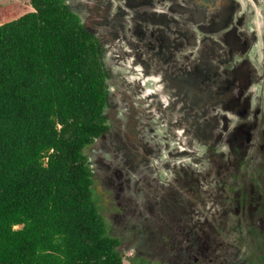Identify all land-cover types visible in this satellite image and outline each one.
Segmentation results:
<instances>
[{"label":"trees","instance_id":"obj_1","mask_svg":"<svg viewBox=\"0 0 264 264\" xmlns=\"http://www.w3.org/2000/svg\"><path fill=\"white\" fill-rule=\"evenodd\" d=\"M30 2L0 24V264H125L87 153L113 126L107 48L67 0Z\"/></svg>","mask_w":264,"mask_h":264},{"label":"flooded vegetation","instance_id":"obj_2","mask_svg":"<svg viewBox=\"0 0 264 264\" xmlns=\"http://www.w3.org/2000/svg\"><path fill=\"white\" fill-rule=\"evenodd\" d=\"M67 1L72 8L82 9L80 0ZM141 1L124 0L118 4L124 7L127 4L138 5ZM145 1L143 5H148V0ZM167 1L172 2L171 8L180 5L179 0ZM185 1L190 2V0ZM210 1L217 3L218 8L209 11L204 19L202 14L198 15L197 18L200 22L197 24V27H199L197 31H200L205 38L214 35V33H226L225 35L229 41L223 39V36L222 39L227 41V53L219 50L210 52L211 57L218 58L219 63L225 65L224 73L226 76L221 79L222 85L218 88V91H211V95L208 91V96H205L201 88L197 91L190 87L186 90L187 92L182 91L181 95L185 98V102H180L179 112L182 111L183 107L188 108L186 113L188 116L185 114L181 117L180 112L176 125L184 126L182 121H185L191 126L198 127L199 129L191 131L207 143L206 151L207 157H209L207 163L210 167L203 168L206 171L200 172L202 174L195 173L196 177L186 173L185 175H189L197 186L199 182L203 185V180L207 181V185L210 184V187L205 190L207 193L205 197H220L223 199L220 202L218 201L221 206L218 210L219 213L213 211V214H226L227 218L225 219L228 220V224H232L229 238L242 236V240H239V242H245L250 247H247L242 255L240 248L233 255L226 253L225 256H220L214 250L203 254L198 249L195 253L190 252V255H188L193 259L194 264H217L214 258H220V260H217L218 264H234L233 260L237 256L239 258L236 259L235 264H264V0ZM225 1L229 6H232V9H227L226 12L223 11L224 7L220 5L221 2L224 3ZM153 3L161 5V0H153ZM159 13H163V11L156 12V14L157 18L164 24L159 22L158 26L155 25V27L162 30L164 25L167 26L168 21L165 22L161 16L162 14ZM208 19H212L213 22L207 23ZM232 20L233 22L229 23ZM222 29L224 32L221 31ZM178 33L181 34V32ZM188 35L190 43L192 45L196 44L195 32L190 31ZM161 40L162 35L158 40L151 39L143 45V51H146L147 56L148 52L155 56L153 61L158 59L156 51L160 47ZM177 44L180 43L175 41L174 45ZM237 56H240V58ZM204 57L206 59H203L201 63L196 56V60L190 58L194 60L191 74L198 75L200 83L204 79V77L201 79L203 69L210 71L212 67L210 63H207L208 57ZM235 58L238 59L235 60ZM252 61L256 64L254 67ZM238 80L241 81L237 85ZM252 84L259 85L261 89L256 91L257 89L253 88V91H251ZM160 85H163L164 88L159 91L154 87V90L158 92L154 91L155 93L152 95H155L154 98L158 96L163 101L164 106L156 99H154V102L147 103L152 101L148 100L142 104L143 106L141 105L140 110L143 114H149L147 115L149 116L148 121L145 120L139 123L142 125L143 133L146 131L153 134L155 128L151 122H157L161 118L163 121L166 120L163 114L166 112L172 114L170 110L176 109L174 106L171 107L172 109L165 106L167 101L166 80H163ZM202 85H206L205 81L202 82ZM149 94L151 93L149 92ZM207 105L208 109L206 110ZM111 107L112 104L108 110H111ZM116 123L118 124L117 120ZM118 127L117 125V129L113 130L111 126L87 149V153L91 158L94 156L100 160V163L94 166V182L108 184L111 188L112 197H117L116 194L119 195L118 197H123L122 193H118L116 186L119 185V192H123L127 181V179L123 182L120 181L122 175L127 173L124 165L117 166L113 164V162L116 163V160L113 157L112 143L119 140L124 141L119 134ZM252 148L257 150L254 162L251 158H247V152ZM216 152L218 153L215 154ZM101 154H106V157L111 155L113 157L112 162L107 163L110 160L105 161L104 155ZM196 166H198V162H196ZM214 174L217 176H214ZM210 180H214V185ZM138 190L137 187L136 192ZM143 190L149 191L145 188ZM184 192L188 193V189ZM210 209L207 207L208 211ZM233 249L236 250L235 247Z\"/></svg>","mask_w":264,"mask_h":264},{"label":"rangeland","instance_id":"obj_3","mask_svg":"<svg viewBox=\"0 0 264 264\" xmlns=\"http://www.w3.org/2000/svg\"><path fill=\"white\" fill-rule=\"evenodd\" d=\"M31 8L30 0H0V24L18 18L33 10ZM188 26L193 30L190 25ZM194 27L196 28V25ZM195 30L197 44L191 45V47L187 45V47L177 51L175 64L177 67L181 66L186 69L185 72L187 70L193 71L194 60H190V57H198L197 60L200 63L202 60L199 56L203 59H206L204 56L208 57L207 63H210L214 68L213 70L210 68V71L207 70L208 78L204 79L206 85H202L203 94L208 96V91L210 95L211 91H218L222 85L221 79L226 76L224 73L225 65L220 64L218 58L211 57L210 52L219 50L227 53L226 44L229 39L225 35L226 33H214V35L205 38L200 31ZM222 36L227 41L223 40ZM120 43L112 52L111 66L113 70L117 71L114 77L120 81L119 85L127 84L126 91L131 95L132 87H139L142 91L139 96L147 98L145 101L152 100L147 103L154 102V99L160 103L161 99L158 96L154 98L155 95L152 94L158 92L154 90V87L159 91L164 88L163 85H160L164 80L163 69L152 64L149 69L154 70V72L148 77H144L147 67L144 65V69L140 60L145 62L148 56L144 52H140L139 46L131 41L128 44ZM137 56H139L138 60ZM237 57L240 58V56ZM237 59L235 58V60ZM252 63L254 67L256 64L254 61ZM174 74L178 76L179 73L174 72ZM206 76L207 73L204 74V78ZM240 81H237L236 84L238 85ZM251 87V91L253 88L257 89L256 91L261 89L259 85L252 84ZM113 89L115 90L114 87ZM136 106L139 109L141 107L137 103ZM180 106L181 104L177 103L176 109L171 112L172 114L167 112L163 114L166 120L163 121L161 118L157 122H151L155 128L154 136L146 131L143 133V136H151L148 140L154 144L155 148H158V156L151 161L152 165H143L136 171L128 170L126 174L122 175L121 182L127 179L124 185L125 189L123 192H119V185L116 188L123 197H118V194H116L117 197H112L111 188L106 183L100 184L98 181L94 183V197L100 212L111 225V233L123 237L120 250L124 256L125 264H131V258L135 257L145 258L151 264H194L189 255L190 252L195 253L196 249L203 254L214 250L217 255L225 256L226 253L233 255L239 248L242 255L247 247H250L245 242H239L242 240V236L235 237L232 235L233 239L229 238L232 224H228V220L225 219L227 218L226 214H213L221 208L219 202L223 199L205 197L207 195L205 190L210 187V184L207 185V181L202 179L203 185L199 182L197 186L189 175H185L186 173L196 177L195 173L206 171L203 168L210 166L207 163L209 159L206 151L207 143L191 131L198 127L191 126L185 121H182L184 126L176 125L180 112L182 117L188 110V108L183 107L182 111L179 112ZM125 108L126 112H130L132 109ZM126 112L120 109L118 113H121L123 124L128 122L124 115ZM143 136L141 138L144 142ZM108 156L110 157L107 159L110 161L107 163H111L113 157ZM256 156L257 150L255 148L247 152V158H251L253 162ZM226 158L228 160L227 156ZM195 161L198 162V166H196ZM201 161L203 162L201 163ZM113 164L116 165L115 162ZM191 169L193 170L191 171ZM214 176L217 175L214 174ZM210 181L214 185V180ZM137 187L139 190L136 192ZM144 188L149 189V191H142ZM186 189H188V193L184 192ZM192 192L194 193L193 196ZM207 207L208 209L211 208L212 211L211 209L208 211ZM196 241L197 243H195ZM237 258L239 257L237 256ZM236 259L233 260L234 264ZM214 260L218 264L217 260L220 258H214Z\"/></svg>","mask_w":264,"mask_h":264},{"label":"water","instance_id":"obj_4","mask_svg":"<svg viewBox=\"0 0 264 264\" xmlns=\"http://www.w3.org/2000/svg\"><path fill=\"white\" fill-rule=\"evenodd\" d=\"M82 1L83 0L79 1L81 4L80 7L82 9L78 10L76 7L73 9L74 11L78 12L79 14L82 13L83 15L86 7L82 5ZM122 1L124 0H88V2L93 4L90 7L85 0L84 3H86L85 5L89 6L88 10L90 11V15L87 16L86 19L87 22H85L84 25L89 31L97 35L100 42L107 48L104 57L112 73L111 84L115 88V90L114 89L112 90V92H114V101L112 102V107L111 110H109L108 116L112 121V125H113L112 129L116 130L118 125L120 127V128L118 127L120 131L119 134L122 136V139L125 141L124 142L119 140L117 142L112 143L113 157H115L117 166L123 164L127 172L128 170L133 172L136 171L137 168H141V166L143 165H152L151 161L157 158L158 156V148L157 147L155 148L154 144H152L150 140H146L144 138L145 136H143V129L141 127V124H139L141 121L147 120V118L149 117L147 115L149 114L148 113L147 115L143 114L142 110L137 108L136 103L141 106L144 102H146L145 100H147V98L139 96L142 93L139 87H134V88L132 87L133 91H131L132 92L131 95L126 91L127 90L126 87H128L127 84L119 85L120 81H118L117 77H114L117 71L111 68L113 61L112 52L116 50V47L120 42L128 44V42L131 41L132 43H134L135 41L133 40L135 38L144 39L145 37H155L157 33H162L165 39L161 40L160 46L162 47V49H160L159 51L161 53L160 59L166 62L165 65L167 67L165 68L166 71L165 80L168 83L166 88L167 101L165 106L166 107L168 106L169 109H172L173 106L174 108H176L177 103L185 102V98H183L182 95L175 93V90H172L173 88L170 86V83L172 82L171 79L172 77L171 75H168L169 71L171 70L168 67V63L170 62L169 59L171 58V56H176V53L177 51H179L181 46L182 48L187 47V45L191 47L192 44L188 40L189 38L188 34L190 33V31L194 32L196 31L195 29L199 28L197 27L198 22H200V20L197 18L198 15L202 14V18L204 19L209 11H214L215 8H218V4L215 3L214 1L211 2L210 0H190V2L185 0L182 1L179 0L180 5L171 8L172 2L170 1L161 0V5H158L159 3L154 4L152 1L154 8L160 10V8L162 7L161 10L163 11V13H159V14L160 15L162 14L164 19L168 20L167 27H170V25L172 26L173 24V27L169 31L166 30L167 28H164L163 30H159V28L155 27V25L149 19V17H152L154 15H150V14L148 15L146 11L143 12L137 11L140 10L138 7V5L140 6V4L138 5L127 4L126 6L123 7V5L120 6L118 4L119 2ZM143 3L144 2H141V4ZM99 5L103 6V8L101 9L100 7H98ZM156 5H158L159 7ZM220 5L224 7L223 11L225 12L227 9L229 10L232 9V6H229V4L226 3V1L224 3L221 2ZM95 15H99V16L95 17ZM169 19H173L172 23ZM233 20L231 22L229 21L228 22L232 23ZM211 22H213L212 19L207 20V23H211ZM188 25H190L193 28V30H191V28ZM195 25L196 28L194 27ZM175 28H178L177 29L179 30L178 32H180L181 29V34H179ZM221 31L224 30L222 29ZM167 32H169V34ZM170 33H172L173 35L179 34L178 37L179 40L180 38H182L183 41L177 45H174L175 42H173L171 43V45L168 46L167 44H169L170 42V37H169ZM194 39L196 40V38ZM138 46L141 49L140 52H143L142 51L143 45L139 44ZM163 47H165V49H163ZM156 54L159 58L160 56L159 53L156 52ZM199 57L200 60H203L201 56ZM138 59L139 56H137V60ZM140 62L141 64L143 63L142 64L143 67L145 65L148 70H151L149 69V67H151L152 64L156 65V61L154 64L153 60L148 61L146 59L145 62H142L141 59ZM150 74L151 73H148L146 71L144 77H148ZM183 75H187V73L184 72ZM124 79L126 78L124 77ZM202 91H204V88H202ZM160 103H162L163 105L162 100ZM125 107L132 109L130 112L129 111L126 112ZM206 107L207 110L208 105ZM120 109H123L126 112L124 113V115L127 117L128 120L126 124H123L121 120L122 119L121 113L118 114ZM173 110L175 109H172L170 111L172 112ZM116 120L118 121V124L116 123ZM141 136H143L144 142L142 141ZM103 155L105 156L104 159L106 161L107 160L106 154ZM91 160L94 166L95 164L97 165L100 163V160L95 158L94 156L93 158H91Z\"/></svg>","mask_w":264,"mask_h":264},{"label":"crops","instance_id":"obj_5","mask_svg":"<svg viewBox=\"0 0 264 264\" xmlns=\"http://www.w3.org/2000/svg\"><path fill=\"white\" fill-rule=\"evenodd\" d=\"M153 1V0H152ZM152 1H150V0H148L147 1V4L148 5H143L146 1L145 0H142L141 2H144L143 4H141L140 3V6H138L139 7V9L140 10H137V11H141V12H143V11H146L147 12V14L149 15H154V16H152V17H154V18H150L149 17V19L151 20V22L154 24V25H156V26H158V24H159V22L161 23V24H164V22H162L161 20H159L158 18H157V14H156V12H160V11H162V10H158L157 8H154L153 6H152ZM86 2L89 4V6L91 7V5H93L92 3H90V2H88V0H86ZM130 2V1H129ZM86 3H84L83 1H82V5L84 6V7H86V9L84 10L85 12H84V14L82 15V13L80 14L81 15V17L83 18V22L85 23V22H87V16H89L90 15V11L88 10V5H85ZM98 7H100L101 9L103 8V6H101V5H99ZM32 8H33V6H32ZM31 8V9H32ZM33 10H34V8H33ZM33 10H31V11H33ZM164 15V14H163ZM99 15H95V17H98ZM162 16V15H161ZM163 17V16H162ZM163 19H164V17H163ZM165 20V19H164ZM171 22L173 21V19H169ZM166 21H168V20H165V22ZM173 27V24H172V26L170 25V27H167L166 25H164V28H167L166 30H171V28ZM176 29V28H175ZM159 30H161V28H159ZM163 30V29H162ZM177 30V29H176ZM180 32H181V29H180ZM168 34H169V32H167ZM160 35H162V33H157L156 34V37H145L144 39H137V38H135L133 41H135L134 43L136 44L137 43V45H144V44H146L147 43V41H150L151 39H153V40H158L159 39V37H160ZM153 36H155V35H153ZM169 37H170V42H169V44H167L168 46L169 45H171V43H173V42H175V41H177V42H179V43H181L182 41H183V39L182 38H180V40H179V34H176V35H173L172 33H170V35H169ZM162 39H165V37H164V35H162ZM182 48V46L180 47V49ZM143 49H144V47H143ZM143 49H142V51H143ZM160 49H162V47L160 46L159 47V49L156 51L157 53H159V58H158V56H157V60H156V65L155 66H159V68H161V69H163V73H164V77H165V73H166V71H165V68L167 67L165 64H166V62H164V61H162L161 59H160V57H161V53H160ZM163 49H165V47H163ZM179 49V50H180ZM144 53H146V51H143ZM146 55V54H145ZM157 55V54H156ZM155 56H153V55H151L149 52H148V61H150V60H153V58H154ZM190 58H192V57H190ZM175 60H176V56H171V58L169 59V63H168V67L171 69L170 71H169V74L168 75H171V79H172V82L170 83V86L173 88L172 90H175V93H177V94H179V95H181V93H182V91H185V90H187L188 88H190V87H192L193 89H195V90H199V88H202V82L204 81V79H206V78H208L207 76H208V71L206 72L204 69H203V71H202V73H201V79H203V74H206L207 73V76L202 80V82L200 83V78H199V76L197 75H193V74H191L192 72L190 71V70H187L186 71V73H187V75H183L182 76V74L181 73H184L185 72V70L186 69H184L183 67H181V66H179V67H177L176 66V64H175ZM191 60V59H190ZM162 61V62H161ZM174 61V62H173ZM171 63V64H170ZM154 64H155V61H154ZM176 66V67H175ZM178 68V69H177ZM148 73H153L154 72V70L153 71H151V70H146ZM176 71H179V72H176ZM174 72L175 73H179L178 74V76L176 75V74H174ZM206 72V73H205ZM164 80H165V78H164ZM181 82H183V83H181ZM168 84V83H167Z\"/></svg>","mask_w":264,"mask_h":264}]
</instances>
